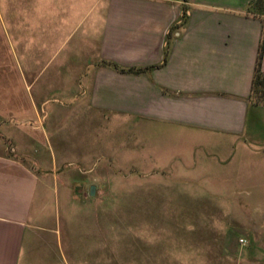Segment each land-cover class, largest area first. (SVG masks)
I'll list each match as a JSON object with an SVG mask.
<instances>
[{
  "label": "crops",
  "instance_id": "obj_1",
  "mask_svg": "<svg viewBox=\"0 0 264 264\" xmlns=\"http://www.w3.org/2000/svg\"><path fill=\"white\" fill-rule=\"evenodd\" d=\"M86 1L0 0V264H92L100 256L67 216L84 173L67 168L60 150L57 114L62 121L68 107L144 119L169 151L185 137L187 145H219L223 159L257 143L264 128V97L252 102L264 0ZM219 176L227 189L254 174ZM225 205L204 208H240ZM253 225L252 234L264 217ZM155 248L138 255L179 264L158 262L180 254Z\"/></svg>",
  "mask_w": 264,
  "mask_h": 264
},
{
  "label": "rangeland",
  "instance_id": "obj_2",
  "mask_svg": "<svg viewBox=\"0 0 264 264\" xmlns=\"http://www.w3.org/2000/svg\"><path fill=\"white\" fill-rule=\"evenodd\" d=\"M76 1L65 3L69 8ZM82 2L86 7L87 1ZM263 97L253 94L252 102L262 105ZM58 119L66 167L84 171L66 211L82 224L83 236L91 235L92 245L99 244L100 256L92 264H149L154 258L138 254L160 245L180 254L156 258L160 263L251 264L252 249L258 248V264H264V227L251 232L264 217V191H257L264 188V128L253 135L257 143L223 159L219 145H187L185 137L169 151L156 143L160 130L155 124L135 116L92 112L82 105L68 107ZM230 171L254 177L227 181L225 189L226 178L219 175ZM91 185L94 195L89 194ZM232 201L240 208H204ZM250 212L257 213L253 220ZM184 252L189 253L182 256Z\"/></svg>",
  "mask_w": 264,
  "mask_h": 264
},
{
  "label": "trees",
  "instance_id": "obj_3",
  "mask_svg": "<svg viewBox=\"0 0 264 264\" xmlns=\"http://www.w3.org/2000/svg\"><path fill=\"white\" fill-rule=\"evenodd\" d=\"M187 1V0H183ZM182 21L179 23L181 24ZM264 51V30L260 39L258 48L257 62L252 80V94H258L260 97L264 95V72L261 71L260 62Z\"/></svg>",
  "mask_w": 264,
  "mask_h": 264
},
{
  "label": "water",
  "instance_id": "obj_4",
  "mask_svg": "<svg viewBox=\"0 0 264 264\" xmlns=\"http://www.w3.org/2000/svg\"><path fill=\"white\" fill-rule=\"evenodd\" d=\"M94 193H95V186L94 185H91L90 186V189H89V194L90 195H94Z\"/></svg>",
  "mask_w": 264,
  "mask_h": 264
},
{
  "label": "built area",
  "instance_id": "obj_5",
  "mask_svg": "<svg viewBox=\"0 0 264 264\" xmlns=\"http://www.w3.org/2000/svg\"><path fill=\"white\" fill-rule=\"evenodd\" d=\"M239 242H240V243H242V244H244V243L246 242V240H245V239H242V238H240V239H239Z\"/></svg>",
  "mask_w": 264,
  "mask_h": 264
}]
</instances>
